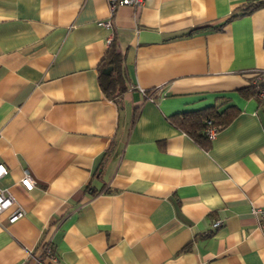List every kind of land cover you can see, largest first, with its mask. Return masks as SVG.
<instances>
[{
  "label": "crops",
  "instance_id": "0c3cea01",
  "mask_svg": "<svg viewBox=\"0 0 264 264\" xmlns=\"http://www.w3.org/2000/svg\"><path fill=\"white\" fill-rule=\"evenodd\" d=\"M257 1L0 0V264H264V104L238 92L264 71ZM228 105L205 145L169 120Z\"/></svg>",
  "mask_w": 264,
  "mask_h": 264
},
{
  "label": "trees",
  "instance_id": "16d2710c",
  "mask_svg": "<svg viewBox=\"0 0 264 264\" xmlns=\"http://www.w3.org/2000/svg\"><path fill=\"white\" fill-rule=\"evenodd\" d=\"M264 5V1H257L242 7L240 13L249 12L253 9ZM107 71V80L99 79V84L106 92L111 95L114 91V96L121 94L126 90L124 80V73L122 70V56L121 52L112 36L109 42L107 51L101 60V69ZM105 75V74H104ZM264 71H257L253 76V81L248 86L238 89L241 96L249 98H257L259 103L264 104ZM263 92V94H262ZM148 94V91H144ZM153 96V95H152ZM259 96H262L259 98ZM238 112L234 105H228L222 110L217 106H207L197 110L178 112L170 116L169 120L179 129L190 134L193 138L205 145L210 139L206 135V128L215 126L218 131L228 124L230 120Z\"/></svg>",
  "mask_w": 264,
  "mask_h": 264
},
{
  "label": "built area",
  "instance_id": "2783aa9c",
  "mask_svg": "<svg viewBox=\"0 0 264 264\" xmlns=\"http://www.w3.org/2000/svg\"><path fill=\"white\" fill-rule=\"evenodd\" d=\"M109 5V11L110 15H112L113 11L118 5H131L133 7L141 6L145 3L146 0H107ZM100 24L111 28V20L110 18L106 20L100 21ZM112 35L108 38V43L111 41ZM263 45H264V35H263ZM142 92L144 93V90L142 89ZM218 129L215 126H209L206 128L205 132L209 139H212L217 134ZM7 173V169L3 164H0V176ZM19 183L25 190H30L33 187L34 180L32 179L31 175L29 173H24V175L20 178ZM14 204V200L12 196L4 191L3 189H0V211H3L10 205ZM23 209L17 204V206L14 208V210L10 213L8 220L10 222H13L18 217H21L23 215ZM252 212L258 219L259 228L263 233L264 236V205L259 207H253ZM221 221L216 220L213 222V226L220 225ZM43 251L49 255L51 253V249L48 245H44ZM42 251V252H43ZM17 264H25L24 262L17 263Z\"/></svg>",
  "mask_w": 264,
  "mask_h": 264
}]
</instances>
